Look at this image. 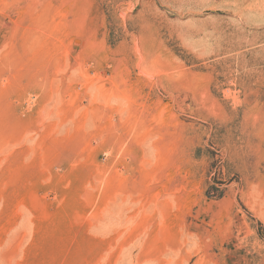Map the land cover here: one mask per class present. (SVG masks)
<instances>
[{
    "label": "rangeland",
    "instance_id": "rangeland-1",
    "mask_svg": "<svg viewBox=\"0 0 264 264\" xmlns=\"http://www.w3.org/2000/svg\"><path fill=\"white\" fill-rule=\"evenodd\" d=\"M0 264H264V0H0Z\"/></svg>",
    "mask_w": 264,
    "mask_h": 264
}]
</instances>
